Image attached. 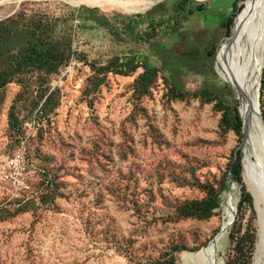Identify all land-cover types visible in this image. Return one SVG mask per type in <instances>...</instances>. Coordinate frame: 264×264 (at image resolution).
I'll use <instances>...</instances> for the list:
<instances>
[{
    "label": "rangeland",
    "instance_id": "obj_1",
    "mask_svg": "<svg viewBox=\"0 0 264 264\" xmlns=\"http://www.w3.org/2000/svg\"><path fill=\"white\" fill-rule=\"evenodd\" d=\"M6 1L0 0V69L6 51L17 55L31 45L29 33L32 42L71 48L53 74L32 71L0 85V264H157L176 246L183 248L177 264H226L238 217L244 232L256 231L251 264H264L259 213L244 174L251 207L239 211L242 190L230 180L211 219L175 214L178 203L218 186L233 152L243 149V139L220 127L218 101L239 111L241 102L216 64L248 0H191L208 9L191 15L188 0H161L143 13L65 0ZM180 4L185 9L178 12ZM229 19L231 28L221 27ZM184 34L196 62L173 53L185 51ZM211 48L217 78L196 70ZM124 57L137 58L132 75L116 72ZM142 63L160 69L144 96L135 89ZM173 74L184 91L209 85L217 100L172 99ZM98 76L104 82L95 89ZM263 81L264 65V100ZM49 95L53 106L42 115ZM12 113L24 123L21 133L11 127ZM44 169L55 180L48 189ZM28 195L33 202L17 212L15 200Z\"/></svg>",
    "mask_w": 264,
    "mask_h": 264
},
{
    "label": "trees",
    "instance_id": "obj_2",
    "mask_svg": "<svg viewBox=\"0 0 264 264\" xmlns=\"http://www.w3.org/2000/svg\"><path fill=\"white\" fill-rule=\"evenodd\" d=\"M193 9H190L187 13L193 14L196 11L200 13L208 12V9L204 8L202 5L197 2L188 0ZM184 4L178 5L179 9H175L180 12V10H184ZM195 11V12H194ZM185 14V13H183ZM234 19H229L228 21H224L221 23V27L227 26L229 29L233 24ZM28 25V24H27ZM42 28V24L40 23ZM29 31L32 29V25H28ZM36 35V31L33 33ZM28 35V33H27ZM31 37V45L25 48L23 51L18 53L17 55L10 54L9 51L4 53L6 56V62L4 63L3 69H0V85H5L7 83H11L16 75L25 76L27 73L32 71L43 72L45 75H50L56 72L66 61L69 59V50L70 46L66 43L55 42L49 39H40V41L32 42V34L29 33ZM28 35V38H29ZM186 38L184 43L182 44L185 51L179 52L177 49L173 53L175 57L181 62H191L197 61L199 58L193 48L189 36L184 34L182 36ZM29 40V39H28ZM183 50V49H182ZM181 50V51H182ZM215 57V52H213L212 48L208 49L206 57L202 60L203 63L197 65L196 70L198 73L203 75L211 74L215 78H217V74L214 70L213 60ZM205 60H210L211 64L207 68ZM118 71H116L119 75L129 76L132 75L138 68L139 63L137 62L136 57H124L123 59H118L117 61ZM142 68L144 72L137 78L135 82V89L137 93L141 96L146 95L152 86L158 80V76L160 73V69L158 67L150 66L147 63H142ZM111 68L106 67L104 69H100V71H107ZM177 76L173 74V80L170 82L167 80L169 96L172 99H180L184 100L188 99H199L201 101L212 102L216 101V95L213 93L211 87L209 85L205 86L198 92H186L179 85L176 84ZM104 82L102 77H96V83L94 84L95 89L101 86ZM262 86L264 88V81L262 82ZM51 95L47 96L41 109V114L44 115L47 113L48 109L53 106L52 101H50ZM261 110L264 116V100H263V92H261ZM15 104L12 106V109L15 108ZM216 108L222 113V121H221V129L224 132H234L240 140L243 139V121L241 118V113L239 111L238 105H227L222 100H219L216 104ZM11 127L17 133H21L24 127V123L19 121L17 117H15L14 113L11 115L10 121ZM243 149L235 150L232 154V160L228 165L226 172L222 176V180L218 184V186H210L205 187L206 196L202 199H194V200H186L178 203L175 206V214L178 219L187 220V219H196V220H209L216 215V212L221 208L222 200L221 195L223 192L230 190V180L237 183L242 190V198L239 204V211H242L246 206H252V199L250 194L247 192V189L244 184L243 178ZM242 160V162H241ZM47 173H44L45 180L43 181V185L45 184L46 188H51L55 186V180L53 177L49 175L47 169H44ZM42 173V171H41ZM54 189H52L53 191ZM51 192L48 191V195ZM25 198H28L26 200ZM32 203L28 196H23L15 200V203L19 205L16 209L17 212L25 211L28 207L29 203ZM244 217H238L235 222V226L230 231V238L233 241V255L227 260L226 264H251L252 254L256 247V231L248 230L244 232ZM183 250L182 247L176 246V248L166 254L165 260H159L157 264H177V256L176 254L180 253Z\"/></svg>",
    "mask_w": 264,
    "mask_h": 264
},
{
    "label": "bare ground",
    "instance_id": "obj_3",
    "mask_svg": "<svg viewBox=\"0 0 264 264\" xmlns=\"http://www.w3.org/2000/svg\"><path fill=\"white\" fill-rule=\"evenodd\" d=\"M11 1L23 0H7L6 2ZM65 1L74 5L90 4L101 8L113 7L126 13H143L161 0ZM263 53L264 0H248L246 8L236 20L233 34L221 46L216 67L225 80L236 89L245 119L243 174L255 198L259 213L260 255L264 254V126L258 113V87L264 65Z\"/></svg>",
    "mask_w": 264,
    "mask_h": 264
},
{
    "label": "water",
    "instance_id": "obj_4",
    "mask_svg": "<svg viewBox=\"0 0 264 264\" xmlns=\"http://www.w3.org/2000/svg\"><path fill=\"white\" fill-rule=\"evenodd\" d=\"M240 113H241V118H242V121H243V134L245 136V119L243 117V113H242L241 109H240ZM258 113H259V119H260L261 123L264 126V116H263L262 111H261L260 94H258ZM243 140H244V137H243ZM234 220H235V218H234Z\"/></svg>",
    "mask_w": 264,
    "mask_h": 264
},
{
    "label": "built area",
    "instance_id": "obj_5",
    "mask_svg": "<svg viewBox=\"0 0 264 264\" xmlns=\"http://www.w3.org/2000/svg\"><path fill=\"white\" fill-rule=\"evenodd\" d=\"M12 164H14V163L12 162Z\"/></svg>",
    "mask_w": 264,
    "mask_h": 264
}]
</instances>
